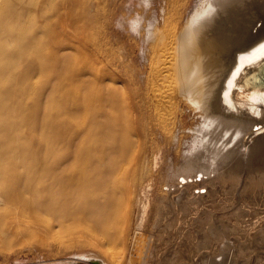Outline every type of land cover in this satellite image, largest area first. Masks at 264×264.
Instances as JSON below:
<instances>
[{"label": "bare ground", "instance_id": "bare-ground-1", "mask_svg": "<svg viewBox=\"0 0 264 264\" xmlns=\"http://www.w3.org/2000/svg\"><path fill=\"white\" fill-rule=\"evenodd\" d=\"M122 1L0 0V231L10 230L0 250L18 243L10 232L47 243L44 233L75 228L76 242L102 253L60 264H201L216 176L244 179L236 210L264 218V87L253 86L264 71V0H199L186 19L188 0H162L158 14L156 0H135L140 9H120ZM68 21L92 26L87 60H69L76 34ZM114 23L136 36L137 72L129 68L136 51L120 52L102 32ZM188 110L200 117L189 127ZM186 222L198 241L188 240ZM263 225L250 235L260 243Z\"/></svg>", "mask_w": 264, "mask_h": 264}, {"label": "rangeland", "instance_id": "rangeland-1", "mask_svg": "<svg viewBox=\"0 0 264 264\" xmlns=\"http://www.w3.org/2000/svg\"><path fill=\"white\" fill-rule=\"evenodd\" d=\"M124 1V2H123ZM120 4H119V7H120V9L122 8V5L124 4V7H125V5H129V3L132 5V4H134V5H132V6H135V8H141V7H139V5H138V3H137V1H135V0H123ZM129 1V2H128ZM128 2V3H127ZM198 2H199V0H188V2H187V4L185 5V7H184V9H183V12H182V15H183V19H186L194 10H195V8H196V6L198 5ZM135 3H136V5H135ZM161 3H163V1L162 0H156V2L154 3V12L156 13V14H158L159 13V10H160V6H161ZM142 5V4H141ZM158 5V6H157ZM143 6V5H142ZM119 7H118V9H119ZM124 7H123V9H124ZM157 7V8H156ZM119 9V10H120ZM187 15V16H186ZM185 21V20H184ZM67 24L69 25L68 27H67V29L69 28V29H71V30H74V31H72V33H74V34H76L75 35V37H77V39H75V37H74V41H75V48H74V53H75V55L74 54H72L73 53V49H70L71 50V53H69L70 52V50H66V52H68L69 54H70V58H69V60L72 62V61H74V62H81V61H84V60H87V56L89 55V54H91V52H93V51H95L94 49H95V41H94V38L93 39H90V38H92L91 37V35L89 34V31H91L92 30V28H90V27H92V26H87V27H81L79 24H77V23H73V22H67ZM63 25H65V26H67L66 24H63ZM86 25V24H85ZM84 26V25H83ZM127 27H124V26H122V25H120V24H111V26L109 25V26H106V28H102V32H106L107 33V31H108V33H109V36H110V38H113V39H116V41H117V44H116V46H117V50L119 49V51L121 52L122 50V47L121 46H123L124 48H125V50H127V53L129 52V53H132L133 52V50H135L136 51V53L134 54V61L132 62V61H130V63H129V68L130 69H132L133 70V72L135 71V72H137V70L138 69H140V67H141V65H142V62H143V58L141 57V55H140V53L139 54H137V52H138V48H136V45H137V39H136V36L133 34L134 32H133V30H129V29H131L130 27H128V25H126ZM81 28H83L84 29V34H82L81 32H82V29ZM123 30V31H122ZM128 32H129V34H128ZM133 32V33H132ZM107 33V34H108ZM131 34V35H130ZM133 34V35H132ZM77 35H79V36H77ZM81 36H83V37H81ZM112 36V37H111ZM132 38H131V37ZM135 36V37H134ZM78 37H79V39H78ZM134 37V38H133ZM82 38H84V40L83 41H85V43H83L82 42ZM136 41H135V40ZM79 40L82 42L81 43V45H80V43H79ZM78 41V42H77ZM92 41H94V42H92ZM100 43V42H99ZM102 43V42H101ZM100 43V44H101ZM78 44V45H77ZM102 44H104V42L102 43ZM83 45H85V46H83ZM80 46H82L84 49H82ZM80 47V48H79ZM85 47H86V50H85ZM120 47V48H119ZM81 50V51H80ZM82 50H84V51H82ZM82 53V52H84V54H81L80 52ZM87 51H91L90 53H88ZM67 53V54H68ZM88 53V54H87ZM68 54V55H69ZM72 54V55H71ZM105 54V55H104ZM104 54H102L103 56H107L106 55V52H104ZM77 55V56H76ZM80 55H82V56H80ZM101 55V56H102ZM83 56H85V57H83ZM139 56V57H138ZM74 57V58H73ZM141 57V59H139ZM71 58H73V59H71ZM103 59V58H102ZM139 59V60H138ZM141 60V61H140ZM116 62L117 63H119L120 62V58L118 57V58H116ZM105 63V62H104ZM102 65H103V63H102ZM107 66V65H106ZM105 66V64H104V68L105 69H108V66L106 67ZM115 66V65H114ZM115 67H117L119 70H120V65L118 66H115ZM129 69V72L131 71L132 72V70H130ZM125 71V70H124ZM63 72V73H62ZM129 74H131V73H129ZM66 77V75L64 74V70L62 69V71H61V67H60V82L64 79ZM125 77H128V76H125ZM128 84V83H127ZM133 85L135 84V87H136V85H137V83L136 82H134V83H132ZM131 84V85H132ZM131 85H129L130 87H133V86H131ZM198 119H200V117L199 116H196L194 113H192V112H189V110L187 111V114H186V116H185V122H186V126L187 127H189V126H191L192 125V122L194 121V122H196ZM186 146H187V144H185L183 147H184V151L186 150ZM78 166V164H76V163H74V161H70V163H69V165H68V168L69 169H75L76 167ZM242 174L244 175L245 174V172H242ZM155 178H154V180H155V185H158L157 183V177H158V175L157 174H155V176H154ZM210 180H212V183L215 185V188L217 189L216 190V194L218 193V195H216V196H214L215 198H218V199H213L212 198V194H210V195H208V200H206V201H208V202H206L207 204L211 201L212 202V204H208V207L209 208H212V206H213V208L215 209V210H211V211H213V212H211V213H209L208 214V216L207 217H205V219H207V220H205L206 222H207V224H206V222H203V223H205L204 225H203V232L202 233H204V242H203V246H202V248L204 249L203 251H204V253H203V259L202 260H200V261H203V263L201 262V264H213V262H214V264H230V263H232L233 262V264H235V262H237L236 264H264V249H263V247H264V245H263V247H261L262 246V244H264V243H260L261 242V240H258V239H254V236L252 237V236H250L251 234H253V233H255V231H254V228H258L256 225H260V226H262L263 224H264V218L261 220V218H258L257 216H255V215H253V214H251V215H249V214H246V215H243L242 216V214H240L239 213V211H237L236 210V208H237V205H239V202L241 201V199H242V197H241V195L244 193V191H245V185H246V182L244 181V179L242 180V183L240 182V183H236L234 180L235 179H232V183H230L231 182V180L229 181L228 179L226 180V179H224V178H221V177H218V176H216V177H214V178H211ZM233 181H234V183H235V187H234V183H233ZM230 184V186H229V184ZM154 185V189H153V195H152V199H151V202L150 203H152L153 201H154V199L156 198V188H158V187H156ZM228 185V186H227ZM237 185H239L238 187H237ZM244 185V186H243ZM218 188H217V187ZM232 186V187H231ZM137 189L138 190H140L141 191V187L143 188L144 187V185H143V183L141 182V181H138V184H137ZM231 187V188H230ZM235 188V190H234V188ZM242 187V188H241ZM145 188V187H144ZM224 188H226V189H224ZM247 188V187H246ZM220 189V190H219ZM241 189V190H240ZM226 190V191H225ZM244 190V191H243ZM139 191V192H140ZM221 192V194H219L220 192ZM222 191H224V192H222ZM234 191H237V193H235ZM239 191V192H238ZM241 191V192H240ZM226 192H230V194H226ZM224 195H223V194ZM237 194V195H236ZM222 195V196H221ZM227 197H231V199L230 198H227ZM236 195V196H235ZM235 196V197H234ZM237 196H239L240 197V199H239V197H237ZM144 196H142V200H146V198L144 197ZM209 197H210V199H209ZM221 197H223V198H225V199H227L226 200V202H225V199H223V200H221ZM232 197H234V198H232ZM237 197V198H236ZM238 199V200H237ZM214 200V201H213ZM229 200V201H228ZM236 200V201H235ZM225 203H224V202ZM235 201V202H234ZM238 201V202H237ZM218 202H220V203H218ZM230 202V203H229ZM238 204H237V203ZM214 203V204H213ZM218 205H216V204ZM232 203H234V204H232ZM222 205H223V207H222ZM234 205V206H233ZM215 206V207H214ZM228 206V207H227ZM231 207V208H230ZM212 208V209H213ZM222 208L223 209H225L226 211H228L229 210V208L231 209V210H233V208H234V211L231 213V215H230V213L228 214H224V212H225V210H223L222 211ZM228 210H227V209ZM141 209V208H140ZM218 211H220V212H218ZM151 212L152 211H150V206H149V208H148V210H147V213L150 215L151 214ZM218 214V216L216 217V213ZM223 212V213H222ZM236 213H237V215H236ZM239 213V214H238ZM147 214V215H148ZM210 214H211V216H210ZM224 215V216H223ZM232 215H234V216H232ZM239 215V216H238ZM253 215V216H252ZM228 216V217H227ZM212 217V218H211ZM213 217H216V218H213ZM221 219L222 217V219H223V221L227 224L228 223V221H230L229 223L231 224H227L228 225V227H226L227 225L226 224H224V222L222 221V220H219V222H217L218 221V219L219 218ZM229 217H230V220H229ZM231 217H233V218H231ZM239 217V218H238ZM252 217V218H251ZM211 218V219H210ZM214 219H215V221H214ZM216 219H217V221H216ZM236 219V220H235ZM256 219V220H255ZM257 219H259V221L257 220ZM208 220H210V221H208ZM213 221V223H212V221ZM232 220V221H231ZM233 220H235V221H233ZM241 220V221H240ZM249 220V221H248ZM260 220H261V223H260ZM222 222V224H221V222ZM240 221V222H239ZM255 221L256 222H259V223H255ZM208 222H210V223H208ZM234 224H241V225H243V227H244V225H245V229H247V228H249V227H251V226H253L252 228H249V229H251V230H249L248 229V232L246 231H242V230H235V229H232L230 226H232V224L233 223ZM243 222V223H242ZM247 222V223H246ZM252 222H254L255 224L253 225V223ZM215 223V224H214ZM245 223V224H244ZM192 226V225H195V223H193V224H191V223H189V222H186V226L184 227V229L185 228H192V230H191V234L188 236V240L190 241V242H192V241H194V242H196V241H198L199 240V234H197V229H196V227L195 226H192V227H190V225ZM208 224H212V227L211 226H209ZM222 226H221V225ZM148 225L149 226H152L153 225V222H152V220H150L149 218H148ZM187 225H189L188 227H187ZM208 227H207V226ZM219 225V226H218ZM6 226V225H5ZM5 226H3V227H5ZM264 226V225H263ZM247 227V228H246ZM206 228V229H205ZM212 228V229H211ZM219 230H218V229ZM75 229V228H74ZM74 229H70V230H65V231H58V234L56 235V233H54V232H47V233H44V237L46 238V241H47V243H38V239L39 238H37L36 239V237L37 236H29V235H27V234H25V232H24V234L23 235H19V234H11V232L9 233V235L8 236H11V238L12 239H17L16 240V242H18L16 245H14L12 248H9V249H7V250H0V264H10V263H15V264H60V262L62 261H65V260H74V259H77L76 257L77 256H82L83 254H101L102 252H100V250L98 249V248H96L94 245H92V243L91 242H88V241H86V240H84L83 242H76L75 240H78L79 238V236L76 234L77 233V231H75ZM146 229V230H145ZM225 229L227 230V231H225ZM231 230V231H228V230ZM216 231V233H214V232H212V231ZM10 230H8V229H6V228H4L3 229V231H0V239L2 238V236H4V234H5V232H9ZM143 231L144 232H147V228H146V226L143 228ZM194 231V232H193ZM236 233H235V232ZM252 231V232H251ZM254 231V232H253ZM221 232V233H220ZM239 232H241V235H238V234H240ZM243 232L245 233V237L244 236H242L243 235ZM220 233V234H219ZM227 234V236L229 237H227L226 236V234ZM232 233H234V234H232ZM238 233V234H237ZM247 233H249V234H247ZM214 234V235H213ZM219 234V235H218ZM231 234L233 235L232 237H231ZM237 234V235H236ZM55 235V236H54ZM76 235H77V237H76ZM222 235V236H221ZM215 236V237H214ZM216 236H218L219 238H217ZM224 236V237H223ZM227 238H226V237ZM240 236V237H239ZM242 236V237H241ZM197 237H198V239H197ZM234 237H236V238H238V240H236L235 241V239L236 238H234ZM78 238V239H77ZM245 239V241H244V239ZM246 238H247V240H246ZM253 239V241L256 243V244H261L260 246H258V245H256V244H254L253 243V241H252V239ZM34 239H36V240H34ZM217 239H219V240H217ZM224 240V241H223ZM240 240V241H239ZM244 242H246V245H248V247L249 246H251V244L250 243H253L252 245L255 247V249H254V247L253 246H251V247H244L245 248V250L246 251H244V248H242V246H246V245H244V243H243V241ZM72 241H74V242H72ZM219 241V242H218ZM220 241H221V245H224V246H221L220 245ZM235 241V242H234ZM20 242L21 243H24V242H26V244H24V245H22V244H20ZM231 244H229V243ZM236 242H238L237 243V245H235L236 244ZM240 242V243H239ZM247 242H249V244L247 243ZM0 243H1V241H0ZM72 243V244H71ZM235 243V244H234ZM67 244H68V246H67ZM234 244V245H233ZM164 245H165V247H166V249L168 250L169 248H171L170 247V245H168V244H166L165 242H164ZM228 245H230L231 246V248L228 246ZM242 245V246H241ZM194 246H199L198 244H194ZM218 246V247H217ZM226 246H228V247H226ZM234 246H236L235 248H234ZM169 247V248H168ZM221 247H222V250L224 249L225 250V252H226V249H227V252H228V255L227 254H224L225 252H224V250H223V252H222V250H221ZM238 247V248H237ZM257 247V248H256ZM96 248V249H95ZM219 248V249H218ZM230 248V249H229ZM234 248V249H233ZM248 248V249H247ZM263 249V251H262V254H261V249ZM236 249V250H235ZM241 251H240V250ZM258 249H260V250H258ZM97 250H98V252H97ZM220 252H219V251ZM231 250H234V251H231ZM237 250H239V251H237ZM252 251V252H250V251ZM255 251H257V252H255ZM100 252V253H99ZM226 252V253H227ZM232 252H234V253H232ZM236 252V253H235ZM240 252V253H239ZM246 252H249L248 253V255H246L247 253ZM231 253V254H230ZM245 253V254H244ZM251 253V257H249V258H245V260H244V258L243 257H247V256H249V254ZM256 253V254H255ZM230 254V255H229ZM233 254H237V255H233ZM257 254H259L258 255V257H257ZM222 255H223V257H225V258H223L222 257ZM245 255V256H244ZM229 256V257H228ZM239 258H237V257ZM240 256V257H239ZM256 256V257H255ZM259 256H261V257H259ZM237 259H236V258ZM228 258V259H227ZM243 260H241V259ZM250 258H251V260L252 261H250ZM257 259V258H259V259H257L256 261L257 262H255V259ZM262 260H261V259ZM216 259V260H215ZM218 259V260H217ZM223 259H224V261L225 262H223ZM236 259V260H235ZM242 261V263H241V261ZM245 261V262H244ZM246 261H248L247 263H246ZM239 262V263H238ZM255 262V263H254ZM93 262L92 261H88V260H86V259H80L78 262H77V264H92Z\"/></svg>", "mask_w": 264, "mask_h": 264}, {"label": "water", "instance_id": "water-1", "mask_svg": "<svg viewBox=\"0 0 264 264\" xmlns=\"http://www.w3.org/2000/svg\"><path fill=\"white\" fill-rule=\"evenodd\" d=\"M242 79V76L240 77L239 81H241ZM260 85L262 87H264V71H261L259 74H258V80L257 82H254V85Z\"/></svg>", "mask_w": 264, "mask_h": 264}, {"label": "snow or ice", "instance_id": "snow-or-ice-1", "mask_svg": "<svg viewBox=\"0 0 264 264\" xmlns=\"http://www.w3.org/2000/svg\"><path fill=\"white\" fill-rule=\"evenodd\" d=\"M261 48H264V45H261ZM244 59V57L243 56H241V60H243Z\"/></svg>", "mask_w": 264, "mask_h": 264}, {"label": "built area", "instance_id": "built-area-1", "mask_svg": "<svg viewBox=\"0 0 264 264\" xmlns=\"http://www.w3.org/2000/svg\"><path fill=\"white\" fill-rule=\"evenodd\" d=\"M10 264H15V263H10Z\"/></svg>", "mask_w": 264, "mask_h": 264}, {"label": "flooded vegetation", "instance_id": "flooded-vegetation-1", "mask_svg": "<svg viewBox=\"0 0 264 264\" xmlns=\"http://www.w3.org/2000/svg\"><path fill=\"white\" fill-rule=\"evenodd\" d=\"M92 264H95V263H92Z\"/></svg>", "mask_w": 264, "mask_h": 264}]
</instances>
